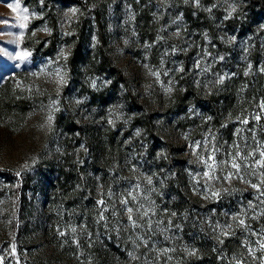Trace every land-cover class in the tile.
Returning <instances> with one entry per match:
<instances>
[{
	"label": "rangeland",
	"instance_id": "374dc122",
	"mask_svg": "<svg viewBox=\"0 0 264 264\" xmlns=\"http://www.w3.org/2000/svg\"><path fill=\"white\" fill-rule=\"evenodd\" d=\"M203 246L264 264V0H0V264H200Z\"/></svg>",
	"mask_w": 264,
	"mask_h": 264
},
{
	"label": "trees",
	"instance_id": "16d2710c",
	"mask_svg": "<svg viewBox=\"0 0 264 264\" xmlns=\"http://www.w3.org/2000/svg\"><path fill=\"white\" fill-rule=\"evenodd\" d=\"M79 8H87L88 7V14L89 16H93L95 21H97L98 25L100 26V22H99V13L98 11H96V9H92V7L90 5H84L81 2L77 4ZM98 37L100 40V54H101V61L105 64L106 68L108 69L109 72L113 73L114 78L116 81H119L121 83H123V85L128 88V84H127V78L126 76L121 72V70L115 66L110 57L108 56V54L106 53L105 49H104V45H105V40L101 31V28L99 27V31H98ZM4 100H1L2 103V107L3 108H10L12 105V99H14L13 97H11L10 95H8L7 92H4L3 98ZM127 102L130 106H134L135 108H139V104L137 103V100L135 98V96L131 93V91L129 89H127ZM16 108L15 110H17L18 112H22L24 113L26 111V108L28 106V103L25 101V99H20L18 100L15 105ZM11 109V108H10ZM68 125L69 127H71V130H73L74 132H76V130H80L81 127L79 124L74 123V121L70 120L68 121ZM146 130H148V134L150 135L149 138H151L153 140L154 133H153V124H151V121H147V124L145 125ZM153 142V141H152ZM151 145H153V143H151ZM168 156L170 157V153H168ZM57 176V180L59 181V179H62L61 176H64V180L68 179V175L66 174V171L62 170V173H60ZM176 180V179H175ZM55 182H52V184ZM173 185V183H172ZM171 196L172 199L171 201L174 202V204L176 206L182 205L183 202L187 203L188 206L191 205L193 203L194 199H190V197H188L184 192L180 191V189H173L171 190ZM51 203H53V201H51ZM114 248V247H113ZM116 251H114V249L110 250L108 249L107 251H105V253L103 254H99L96 257L97 259V263L98 264H114L115 262V256L120 254V250L118 248H115ZM200 251H198L199 255H200V264H225V259L224 258H217V253L210 251V249L206 246L200 247L199 249Z\"/></svg>",
	"mask_w": 264,
	"mask_h": 264
},
{
	"label": "snow or ice",
	"instance_id": "6c2138e0",
	"mask_svg": "<svg viewBox=\"0 0 264 264\" xmlns=\"http://www.w3.org/2000/svg\"><path fill=\"white\" fill-rule=\"evenodd\" d=\"M22 27H23V25H21ZM24 55H27V54H24ZM21 59H23L24 58V56H21L20 57ZM129 211H131V209H129Z\"/></svg>",
	"mask_w": 264,
	"mask_h": 264
}]
</instances>
